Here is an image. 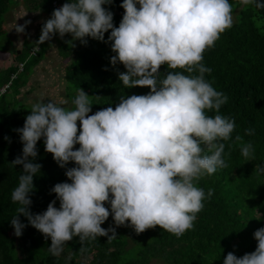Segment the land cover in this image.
<instances>
[{"label": "clouds", "instance_id": "1", "mask_svg": "<svg viewBox=\"0 0 264 264\" xmlns=\"http://www.w3.org/2000/svg\"><path fill=\"white\" fill-rule=\"evenodd\" d=\"M113 0H66L43 22L35 44L68 34L71 41L86 38L110 43L111 64H122L119 80L125 88L147 87L145 95H122L119 103L92 113L93 103L82 88L66 108L53 101L37 102L17 129L22 155L10 162L22 165L11 201L18 205L10 220L20 237L28 224L50 238L48 251L59 257L64 245L78 237L85 242L107 236L116 229L102 225L111 215L114 224L130 226L137 234L157 226L176 237L194 226L207 196L197 182L226 167L225 143L233 139L235 120L219 114L228 97L206 80L211 73L202 61L207 49L233 26L229 0H122L124 14L113 23L105 5ZM244 6L264 9V0H239ZM259 28L264 21L253 16ZM31 21L16 25L24 33ZM107 41L105 34L109 33ZM74 46V45H73ZM169 71L161 78V66ZM180 71H177V70ZM187 73V74H185ZM214 111L215 115L208 113ZM245 135H254L246 129ZM43 139L70 182L55 184L56 199L38 214L31 212L30 193L42 165L35 163L37 143ZM246 161L255 159L251 141L237 134ZM76 145H79L76 148ZM257 174L264 166L256 164ZM59 207H56V201ZM109 205L110 207H106ZM112 233V235H109ZM256 248L243 256L229 252L223 264H264V227L254 232Z\"/></svg>", "mask_w": 264, "mask_h": 264}, {"label": "trees", "instance_id": "2", "mask_svg": "<svg viewBox=\"0 0 264 264\" xmlns=\"http://www.w3.org/2000/svg\"><path fill=\"white\" fill-rule=\"evenodd\" d=\"M53 1L41 0L38 8L46 9L51 15ZM121 3L122 0H113L111 5H105L114 14L113 23L117 27L124 14ZM229 3L233 5V26L205 51L202 63L212 70L205 74L206 80L228 97L219 114L234 119L236 128L232 140L221 141L225 143L223 159L227 166L197 182L206 196L209 189L213 190V195L204 200V208L197 214L193 228L180 237L159 226L137 234L130 226L117 227L110 215L102 227H114V239L97 237L95 241L85 242L81 251L82 245L76 237L64 245L59 257H53L48 251L50 238L46 239L29 225L26 217L20 216L21 222L27 225L22 235H14L10 220L18 205L12 203L11 192L18 186L22 165L14 167L10 162L22 155L23 145L16 130L23 127L33 105L26 103L25 96L21 100L18 95L27 86L35 66L44 58L47 46L41 44L36 55L29 56L38 36L26 51L16 50L17 59L27 62L21 73L24 77L16 80L19 82L11 101L6 98L8 94L0 100V264H151L153 261L156 264H223L229 252L240 257L255 250L254 232L264 227V174L254 170L256 164L264 166V23L257 28L252 18L256 16L264 21V9L241 5L239 0H229ZM16 4L17 0H0V51L7 48L2 45L3 37L7 44L4 15ZM109 34H105V41ZM71 40L66 34L58 43L60 54L71 59L65 72L70 100L66 108L73 107L72 101L80 88L91 96L90 114L105 107L114 108L122 95L149 93L147 87L125 88L119 80V73L125 68L122 64H111L115 53L110 43L92 38H86V43L79 40L67 43ZM17 70L18 64L8 67L0 82L8 84ZM167 71L166 65L161 66V78ZM246 129H253L254 135H245ZM237 134L244 142L253 143V161H246L241 155L239 143L234 142ZM37 150L33 162L41 164L42 168L34 177L35 190L30 193L33 214L44 212L56 199L51 189L57 183L70 182L65 171L75 166L69 163L66 168L59 167L52 154L45 151L43 139L38 141ZM56 207H59L58 200Z\"/></svg>", "mask_w": 264, "mask_h": 264}, {"label": "rangeland", "instance_id": "3", "mask_svg": "<svg viewBox=\"0 0 264 264\" xmlns=\"http://www.w3.org/2000/svg\"><path fill=\"white\" fill-rule=\"evenodd\" d=\"M40 1L41 0H17V4L13 5L11 10L4 15L3 29L15 38L13 41L15 45L8 43L5 44L6 39L3 37L2 45H5L7 48L0 51V80L8 67L17 64V79L19 77L20 80L24 77L21 73L23 72L27 62L19 61L17 59L16 50L19 49L20 52V49L23 48L24 51H26L27 47L31 46L37 37L40 36L43 22L51 17L46 9L38 8ZM55 1L58 0L53 1V9H55ZM25 21H31V23L27 25L24 33H17L15 29L16 25H24ZM61 40L62 39L57 34L50 42L46 41L44 43L47 46L44 58H42L41 62L35 66L34 75L31 78V82L28 87L22 89L20 91V95H18L21 100L23 99V96H25L26 103H28V105L41 101L46 103L53 101L63 107L70 105V100L66 91L67 83L65 79V72L66 66L71 62V59L64 58L60 54L58 43ZM9 47H11V50L8 49ZM36 48L37 45L35 44L31 48L29 56L36 55L37 51H34ZM21 63H24L22 70H20ZM13 77L8 83L11 84V87L10 89H7V91H5V86L8 84L3 86V83L0 82V100L4 98V94H8L6 98L11 101L12 96L17 89V83L19 82V80L16 81L17 79H13ZM151 264H156V262L153 261Z\"/></svg>", "mask_w": 264, "mask_h": 264}, {"label": "built area", "instance_id": "4", "mask_svg": "<svg viewBox=\"0 0 264 264\" xmlns=\"http://www.w3.org/2000/svg\"><path fill=\"white\" fill-rule=\"evenodd\" d=\"M62 4H63V3L59 2V1H55V2H54V8L57 9V8L61 7ZM23 66H24V63H21V64H20V70L23 69ZM13 79H17V74L14 75ZM5 87H6L5 91H7V89H10L11 84L6 85Z\"/></svg>", "mask_w": 264, "mask_h": 264}, {"label": "crops", "instance_id": "5", "mask_svg": "<svg viewBox=\"0 0 264 264\" xmlns=\"http://www.w3.org/2000/svg\"><path fill=\"white\" fill-rule=\"evenodd\" d=\"M15 40V38L13 37V36H11V34H9L8 32H7V43L8 44H11V45H15L14 43H13V41ZM9 50H11V47H9L8 48ZM34 73V72H33ZM33 75L34 74H32V76L30 77V80L28 81V84H27V86L26 87H28V85L30 84V82H31V78L33 77ZM4 86V85H3ZM26 87H24V88H26ZM24 88H22V89H24ZM21 89V90H22Z\"/></svg>", "mask_w": 264, "mask_h": 264}]
</instances>
